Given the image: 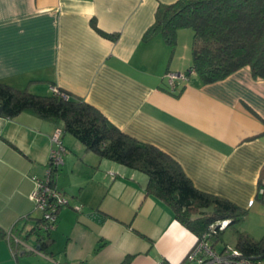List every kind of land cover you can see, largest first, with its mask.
Masks as SVG:
<instances>
[{"label":"crops","instance_id":"0c3cea01","mask_svg":"<svg viewBox=\"0 0 264 264\" xmlns=\"http://www.w3.org/2000/svg\"><path fill=\"white\" fill-rule=\"evenodd\" d=\"M175 1L0 0V81L42 96L56 86L83 99L171 156L197 189L264 215V80L242 67L212 83L194 73L168 90L166 73L191 66L193 32L179 29L174 46L160 34L143 35L157 8ZM56 127L28 112L0 116V227L7 240H0V264H12L1 253L39 249L29 194L45 173ZM61 140L66 152L55 183L69 204L55 229L40 236L45 261L119 264L133 255L129 264H197L187 258L197 236L145 192L146 174L99 158L71 134L62 132ZM244 230L264 232V218Z\"/></svg>","mask_w":264,"mask_h":264},{"label":"trees","instance_id":"16d2710c","mask_svg":"<svg viewBox=\"0 0 264 264\" xmlns=\"http://www.w3.org/2000/svg\"><path fill=\"white\" fill-rule=\"evenodd\" d=\"M182 28L193 32L189 69L204 83L222 80L242 67H248L255 79L264 80V0H176L157 8L143 39L160 34L174 46L177 31ZM22 112L61 125L62 132L74 136L99 158L146 174L145 192L163 201L173 217L197 239L210 224L229 220L223 230L208 236H213L209 242L212 246L221 232L247 214V209L232 201L197 189L171 156L121 131L83 99L69 94L64 98L53 92L35 95L0 81V116L13 118ZM261 189L258 199L264 202V184ZM40 236L41 251L47 243L41 242ZM5 237L6 232L0 227V240ZM233 248L257 262L264 259V237L255 239L237 230ZM132 256H125L119 264H129Z\"/></svg>","mask_w":264,"mask_h":264},{"label":"built area","instance_id":"2783aa9c","mask_svg":"<svg viewBox=\"0 0 264 264\" xmlns=\"http://www.w3.org/2000/svg\"><path fill=\"white\" fill-rule=\"evenodd\" d=\"M192 69L186 71H169L165 77L167 79L168 88L173 91L179 83L186 82L189 75L194 74ZM51 91L58 96L67 97L58 87L52 86ZM62 129L56 127L51 136L50 159L45 168L42 177L35 179V186L29 194L30 200L33 202L34 210L40 213L37 229L38 232L49 234L53 231L57 224L58 211L60 208L69 204L66 194L60 190L55 183V176L58 167L63 163V155L66 152L61 140ZM229 220H221L209 225L208 230L200 238L197 239L193 249L187 255L189 260L195 261L197 264H206L208 262H216L217 264H259L253 258L242 255L233 247L225 246L218 251L209 241L208 236L217 230H223ZM41 235V234H40ZM19 242V240H17ZM28 251L40 253L36 247H26ZM16 255V253H14Z\"/></svg>","mask_w":264,"mask_h":264},{"label":"rangeland","instance_id":"374dc122","mask_svg":"<svg viewBox=\"0 0 264 264\" xmlns=\"http://www.w3.org/2000/svg\"><path fill=\"white\" fill-rule=\"evenodd\" d=\"M36 214H37V217H40V213L39 212L36 211ZM262 218H264V215H262V211L260 210V208L258 206L254 207L250 211L247 209L246 216L244 218H242V219L234 222L231 226H228L223 232H221L218 235L220 237V239H218L217 241H214V242L216 244H218V246H220L222 248L224 246H226V245H228L229 247H233L234 244H235L236 231L238 230V231H242V232H245V233H248L249 234V232L246 231V230H244V228H249V227H252V226L257 225V223ZM40 234L41 235H44V233H42V232H40ZM253 236H254L253 238L259 239L261 237H264V232L256 233ZM1 240L4 241L6 239L4 238V239H1ZM211 240H213V236H212V238L209 237V239H208L209 242ZM28 242L29 243H27V245L33 244V239L29 240ZM8 243H10V242L8 241L5 244V247L7 249H9ZM216 248H218V247H216ZM25 251H26L25 254H20V252H17V254L13 256L11 250H9L8 251L9 252V257L6 256L5 253H1V258L2 259L9 258L12 261V264H18L16 262V259H17V261L18 260L21 261L20 264H50V263H48L47 261L44 260L43 257L45 256V254L42 251L40 253H36V252L28 251V250H25Z\"/></svg>","mask_w":264,"mask_h":264}]
</instances>
